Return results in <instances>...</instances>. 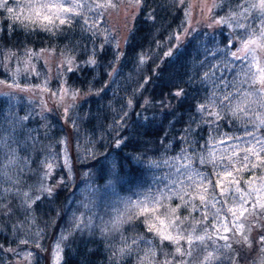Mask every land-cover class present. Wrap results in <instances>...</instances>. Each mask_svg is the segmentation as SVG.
<instances>
[{
	"label": "trees",
	"instance_id": "1",
	"mask_svg": "<svg viewBox=\"0 0 264 264\" xmlns=\"http://www.w3.org/2000/svg\"><path fill=\"white\" fill-rule=\"evenodd\" d=\"M236 3L237 0H216L219 6L211 8V18L225 16L229 7H235ZM145 5L146 8L137 7L122 48L111 43L105 44L103 51L98 53L96 65H87L85 61L90 58L94 47L100 48L107 39V29H101L105 24L98 19L94 28L98 34L93 36L91 32H83L75 21L71 26L58 23L52 32L17 26L13 31L8 29L10 24L6 17L0 16V52H3V56H0V79H8L10 62L15 59H37L43 65L41 57L37 55L51 52L60 56L64 53L60 57L65 60L58 68L61 82L57 81L56 84L60 89L69 88L77 93L63 110L46 112L42 117L36 115L26 123V129H18L14 135L17 140L14 144L18 151L16 154L22 157V162L10 170L13 171L12 181H16L9 188L10 191L0 190V244L5 249L16 250H0V260H5L6 264L11 263L18 251L24 248H30L33 255L28 264H49L52 245L63 233L66 239L62 241L63 260L60 264H107L105 237L101 230L95 226L82 230L72 227L69 201L77 188L85 183L96 185L101 199L100 208L112 212L122 210L125 206H120V198H136L147 191L149 165L154 160L166 154L181 153L182 148H186L188 154H196L206 145L214 130L231 133L239 128L236 118L225 109V118L211 125L192 124L188 140L182 139L191 118L196 116L199 120L196 106L215 87L200 82L207 62L219 65L217 75L223 72L225 79H234L238 64H232L231 52L225 57L224 51L228 44H232L233 51L238 48L242 31H234L220 24L216 27L201 25L191 27L188 35L182 38V28H188L187 0H183V3L180 0H145ZM153 10L155 19L145 22V15L141 13ZM177 35L180 36L179 40L176 39ZM206 48L209 50L207 60ZM217 48L223 51L213 56L211 50ZM9 50L15 54L10 56ZM117 50L121 55L113 63ZM169 51L172 52L171 56L167 55ZM68 57L73 59L74 66H80L79 70H65ZM225 60L231 63H224ZM201 61L205 62L204 65ZM149 77L150 82L145 84L144 81ZM35 79L32 76V80ZM170 82L182 83L187 98L171 99L168 88L164 87L165 84L169 88L173 87ZM104 85L108 87L101 92ZM224 91L221 84L216 96L221 97ZM129 99H132L133 106L127 109L128 122L121 130L127 144L116 148L112 143L116 136L109 125ZM65 108H68L67 117L75 120V126L68 122ZM5 110V100L0 98V113H5ZM210 111L220 109L210 108ZM137 112L141 115L137 116ZM205 119L212 120L213 117L206 116ZM29 126L39 129L38 134L33 133L37 142L27 140ZM258 132L264 137V128ZM59 136H64L66 140L72 175L69 176L64 163L57 157L51 174L45 178L47 168L41 161L49 152L60 151ZM8 145V148H13L11 140ZM7 150L6 147L0 148V158ZM60 177L64 178V183H59ZM41 182L53 188L51 195L39 193L37 187ZM28 191L40 199L36 200L35 197L31 201L25 200L22 195ZM188 209L182 205L178 210L188 216ZM165 210L164 206L158 212ZM28 218L40 232L39 242L26 238L21 224H25ZM143 219L140 217L125 223L121 232L130 240L143 234L146 239H154L158 244L157 237L146 232V225L141 222ZM21 239L30 243L20 244ZM232 245L238 264H245L250 251L257 246L255 240L251 247L236 242ZM163 247L171 250L172 244L166 241Z\"/></svg>",
	"mask_w": 264,
	"mask_h": 264
},
{
	"label": "snow or ice",
	"instance_id": "2",
	"mask_svg": "<svg viewBox=\"0 0 264 264\" xmlns=\"http://www.w3.org/2000/svg\"><path fill=\"white\" fill-rule=\"evenodd\" d=\"M183 3V0H180ZM223 2V0H221ZM135 4L138 8L144 7L145 0H135ZM105 5L102 3H96L93 0V3H88V0H55V2L42 3L38 6L33 5L30 7L29 15L24 16L21 19L20 11L14 7L9 6V0H0V14L8 13L7 19L12 21V24L8 25L9 30H15V24L19 23L25 29L29 27V24H36L39 27L44 28L45 30L51 31L49 25H54V21L58 20L60 25L68 24L69 26L73 25L75 21L76 24L80 25L81 30L83 32H91L93 36H96L98 33L94 31L96 26L97 17H87L84 15V9L88 11H93L97 7H104ZM115 6V5H112ZM215 7H218V4H214ZM47 9V12L43 10ZM211 11V9H209ZM255 10V13L253 12ZM154 10L147 11L146 13H141L145 15V22L148 20H154ZM91 20V24L89 21ZM213 23L220 24L222 26H227L235 30L242 31L243 35H240V32H237V35H240V46L232 51V44L227 45V50L224 51L225 57H227L228 52H231L232 61H240L238 66V71L234 74V79L227 80L224 78V73L221 72L220 75H217L219 71V65H213L212 61H208L203 78L201 79V83L207 86L208 84L215 85L211 94L205 98L204 101L200 102L196 106V113L199 114V120H197L196 116H193L189 122L187 128L184 129L185 135L182 137L184 141L188 140V134L192 132V124H216L219 119L225 118L224 111L227 109L234 117L239 118V114H247L252 111L250 107V98L255 97L254 101L251 103H257L260 108H264V56H261L259 53H264V0H237L235 7H229L228 13L222 17H214ZM107 31V30H105ZM185 35L188 34V29H183ZM114 39V38H113ZM176 39L179 40L180 36L177 35ZM110 43V41L105 40L101 43L100 48H95L89 54L90 58L85 61L87 65H96L98 53L103 51L104 45ZM118 48V45H117ZM208 49H205V59L207 60ZM213 56H215L216 52L223 51L221 49H213L211 50ZM15 53L9 50V55H14ZM31 55L32 53L29 52ZM121 53L117 50L114 53V60L118 58ZM167 55L171 56L172 52L169 51ZM0 56H3V52H0ZM143 62V58L141 59ZM68 67L65 69L66 71L79 70V65H73V59L68 57L65 61ZM204 61H201V64L204 65ZM224 63H231L230 61L225 60ZM159 67V65H157ZM230 70V69H229ZM239 77H243L240 79ZM151 77L146 79L144 83H149ZM191 79L189 83H191ZM7 83L4 80H0V84ZM173 84V87L169 88L168 84H165L164 87L168 88V94L171 99L181 100L187 98V92L185 91V87L182 83L170 82ZM221 84L226 91L223 92L221 97L216 96L217 89H220ZM244 85H247L245 88ZM9 87L20 88V84L16 81H12V83L8 84ZM108 87V85H104L100 91H104V88ZM142 87V85H141ZM23 90V89H21ZM53 95H58V93H53ZM77 93L72 91V97L75 98ZM227 102V103H225ZM145 103H148L145 101ZM133 106L132 99H129L126 103L124 109L121 112L113 117V123L109 125V128L116 136V139L112 142L114 147L120 148L121 146H126L127 139L125 135L121 134V130L124 129L127 125V118L129 116V111L127 109H131ZM210 108H219L220 111H210ZM68 108H65L66 118L68 122L75 126V120L67 117ZM137 116H140L141 113H135ZM38 115L36 113H25L23 116H18L15 114L14 110L9 108L7 113H0V148H4L8 145V141L11 140L12 144H16L17 140L12 135V133L16 132L18 129H26V123L31 121ZM213 117L212 120H207L205 117ZM44 119H47L45 117ZM146 119V118H145ZM46 128L47 125L45 124ZM261 128H264V114L259 116V123L256 124L253 128L248 129L246 127L245 135L243 137H216L215 140L220 143H225L226 139H236L241 140L245 144L249 145L245 151V156L242 158L244 162V167H248L251 164V168H256L258 166H264V138L257 136V131H260ZM28 136L27 140H31L33 142H37L36 135L38 134L39 129H27ZM46 135V134H45ZM246 137H251V139H246ZM26 143V142H25ZM61 144H66V140H61ZM206 145L208 141L205 142ZM233 150L239 145H233ZM187 149H181V155L172 158L170 162L168 159H165L163 163L169 167H175V172L179 173L180 176H177L175 180H171L170 183H165L163 188H167L168 191L165 192L162 188H157L156 192L147 191L140 196L137 197L135 202L129 199L125 202V207L122 210H117L116 216L108 222L103 229H101L102 235L107 240L109 238L110 233L121 232L122 226L125 223H129L134 219H138L140 217H144L141 221L146 225V232L153 233L154 237H159V244L154 242V239H146L145 235L141 234L131 240L129 243L128 237H125L121 232V239L123 244L119 248H114L113 245L109 244L108 248L110 250V264H122V262L126 259L133 258L136 264H190L188 260L180 259L175 260L176 254H179L181 257L189 256L192 257L194 253H196L195 259L199 260V264H215V261L221 259L224 256L223 253L216 249L215 252L208 250V244L206 243V239H211V236L208 234V230L205 227L201 230L200 233H195V229H193V233L185 236V230L180 227L179 217L175 216V209L171 210L173 216L169 217L168 213H161L159 216L156 215L159 208L164 207V204L167 200L171 199L172 195V185L179 184L182 186L181 190L176 191V195L183 199L184 195H188V189L191 188L193 190L192 198H199L201 203L205 208L208 207L209 203L213 201L215 203L221 204L223 206L227 201L217 200L215 197V188L221 186V181L218 179L215 184L212 183L211 179L208 176H205L200 171L193 169L190 163H182L177 164L176 161L181 160H189L191 161V157L186 155ZM249 154L255 156L259 164L253 163L250 161ZM56 159V155L53 154L51 159L46 157L43 161H41L42 165H45L47 171L44 173L45 177L51 174V170L53 168V162ZM17 162L16 157V149L11 148L10 155L8 156V165L15 164ZM64 162L65 166L68 165V157H67V149L64 150ZM201 163H212L214 170L216 171L217 176L220 174L221 165L216 163L215 153L211 150L208 151L207 155H200ZM153 166L159 167V162H152ZM183 170V171H182ZM251 170V169H249ZM223 171L225 176H231L232 172L227 166H223ZM172 175H175L173 173ZM181 177H187L186 182ZM9 179H11L9 177ZM164 180H169L168 176L163 178ZM16 181H13L15 183ZM59 183H64V178L60 177ZM206 185L212 186V192L210 193L208 187ZM262 189H264V185L261 188H257L254 191L259 193ZM5 191H10V189H5ZM41 192H47L49 195L53 193V188L47 186L43 182L40 185ZM226 189L222 187L221 195L225 194ZM236 193H240L239 196L232 195L230 199L232 200V206L228 208V211L232 213L234 217L239 219L243 217L245 212H249L251 215L256 216L258 220L264 221V203L261 202L260 198H257L252 207L256 208V212H251V210L245 205L249 203L247 197L252 195V192H243L241 189H235ZM25 197L28 196V193L23 194ZM2 199V197H0ZM30 199V198H29ZM40 197L37 196L36 200H39ZM35 201H33L34 203ZM186 204H190L191 200L185 201ZM31 205H29L30 207ZM194 210H199L195 205H192ZM8 211H11L10 209ZM223 212V207L214 213V217L219 219ZM237 213L239 215H237ZM7 214V213H5ZM164 216V219L160 217ZM167 220V223H166ZM182 223V222H181ZM74 226L77 229H81V225L79 222H75ZM255 225H250L251 227ZM237 227H243V225H237ZM261 228H264V222L260 224ZM82 230V229H81ZM228 229L225 227V231ZM218 239L227 240L226 236H217ZM66 239V237L62 234L60 240L56 243L57 253L60 250V243ZM181 240H184L188 248L185 249L181 244ZM170 242L174 245L175 251L174 253H169L163 247L164 242ZM141 242H143V247H141ZM244 242L251 245V241L247 236L244 237ZM259 244L261 245V249L264 250V235L259 237ZM20 244H28L30 241L21 239L19 241ZM135 245V248L132 246ZM221 247H227L231 249L230 244H226ZM199 249V251H198ZM0 250L4 251H13L15 249L7 248L5 249L3 244H0ZM163 256L162 260L156 259L157 252ZM135 252V256L133 253ZM204 252L206 255L203 256V259H200V253ZM28 256H31V253H27ZM235 255L228 256L229 264H238L235 259ZM131 264V261H130ZM261 264H264V260L261 261Z\"/></svg>",
	"mask_w": 264,
	"mask_h": 264
},
{
	"label": "rangeland",
	"instance_id": "3",
	"mask_svg": "<svg viewBox=\"0 0 264 264\" xmlns=\"http://www.w3.org/2000/svg\"><path fill=\"white\" fill-rule=\"evenodd\" d=\"M49 2H55V0H9V6L14 7L20 11L21 19H23L24 16L29 15L30 7L33 5L38 6L42 3H49ZM96 3H102L105 6L104 7H97L93 11H88L87 9H84V15L87 17H99L98 20L100 23H104V26H100L101 29H107L105 37L106 40L110 41L111 44H115V46L118 45L119 48H122L124 41L126 39L127 31L131 26L132 17L135 14L137 10V5L135 4L134 0H95ZM189 3L188 13H187V22H188V31L191 27H196L201 25H208L212 27H216L217 24L213 23V19L211 18L210 10L214 4H216V0H187ZM88 3H93V0H88ZM115 5V6H112ZM44 12H47L48 10H43ZM8 13H2L0 14L1 17H6L7 22L9 24H12V21L8 20ZM104 18L105 20H102ZM1 22V21H0ZM59 23L58 20L54 21V25H49L51 28V31L45 30L42 27H39L36 24H29V27L27 29H41L44 31L52 32L57 24ZM91 23V20L89 21ZM15 26L25 29L23 26H21L19 23H16ZM188 35V34H187ZM184 33L181 35V37L187 36ZM114 38V39H113ZM240 46V45H239ZM238 46V47H239ZM233 51V50H232ZM261 56H264V53H259ZM65 55L64 53H61L60 56ZM41 57L42 64H39L37 59H15L14 61L10 62V66L8 69V79L4 80L7 83L0 84V98L5 100L6 103V110L5 113L8 112L9 108L13 109L15 114L18 116H23L25 113H36L38 116L42 117L46 114V112L53 113L56 109L63 110L66 105L69 104L72 97V90L69 88L63 90L58 88L56 82L60 81L61 79L58 75V68L61 67V64L63 63L62 60H65L64 58H61L60 56H56L55 54L51 52L43 53L41 55H37ZM61 61V62H60ZM60 64L57 67V63ZM232 64H240V61H234ZM238 71V67H237ZM236 71V72H237ZM32 76H35V80H32ZM235 78V77H234ZM240 79H243V77H239ZM1 80V79H0ZM55 80V81H54ZM12 81H16L20 84V88L16 87H9L8 84L12 83ZM63 83V82H62ZM246 88L247 85H244ZM23 89V90H21ZM223 90L226 91V89L223 88ZM53 93H58V95H53ZM255 97L250 98V107L252 111L248 112L247 114H239V118H236L237 126L239 127L235 131L229 133V132H218L217 130H214L211 132V135L209 137L207 145H205L201 151H199L196 154H188L187 156L191 157V161L189 160H181L176 161L177 164L182 163H190L191 167L193 169H196L203 173L205 176H208L212 183L215 184L216 181L219 179L221 181V186H218L215 188V197L217 200L220 201H227L226 203L221 204L215 203L214 201L212 203H209L208 207L205 208L204 205L201 203V200L197 198H192L193 190L189 188L188 195H184L183 199L178 197L176 195L177 190H181L182 186L179 184L172 185V195L171 199L167 200L164 204L166 207V210L160 211L156 213V215H160L161 213H168L169 217H172L173 214L171 210L175 209V216L179 217L178 223H180V227L185 230V236L189 234H195L200 233L202 229L205 227L208 230V234L211 236V239H206V243L208 244V250L215 252L216 249H219L221 253L224 254L221 259H218L215 261V264H229L228 259L226 257L233 256L234 255V249H233V243L236 242V244L243 243L244 247H251V245L254 243L255 245L251 251L250 256L245 262V264H261V261L264 260V250L261 249V246L259 244V237L261 235H264V228L260 227V224L264 221L258 220L256 216L251 215L249 212H245L243 217H240L237 219L232 215L231 212L228 211V208L232 206V200L230 197L232 195L239 196L240 193H236L235 189L239 188L243 192H252L251 196H248L247 199L249 203L245 205V207L249 208L251 212H256V208H253L252 205L254 201L257 198L261 199V202L264 203V189H262L259 193H256L254 190L257 188H261L262 185H264V166H258L256 168H251V164L248 165V167H244V162L242 158L245 156V151L249 145L245 144L241 140L236 139H226L225 143H220L219 141L215 140L216 137H243L245 135L246 127L248 129L253 128L256 124L259 123V116L264 114V108H260L257 103H251V101H254ZM27 127V126H26ZM29 129H36L34 126H29ZM17 132V131H16ZM12 133L14 136L15 133ZM36 134V133H34ZM257 136L262 137L259 132L256 133ZM59 139L65 140L64 136H59ZM246 139H251V137H246ZM10 141V140H9ZM8 141V142H9ZM88 143V142H87ZM233 145H239L233 150ZM13 148H15L14 144H12ZM8 149L4 156L0 158V190L5 191V189L11 188L12 185H14L12 179H13V171H10L11 169L14 170L15 166L22 162V157H20L18 154H16L17 162L12 165H8V156L10 155L11 148ZM67 149V143L61 144L60 143V151L49 152L46 156L49 159H51V156L53 154L56 155V159L53 162V166L55 165V162L57 160V157L60 158L61 162L64 163V150ZM16 149V148H15ZM83 149H86L83 147ZM211 150L215 153L216 156V163L221 165L220 168V174L217 176L216 171L214 170L212 163H201L200 162V155L204 154L207 155L208 151ZM83 151V150H82ZM18 153V151H16ZM181 155V153L178 154H166L162 156L158 160H154L155 162H159L160 166L156 167L153 166L151 163L149 165L150 167V177L148 178V188L147 191H152L153 193L156 192L157 188H162L165 192L168 191L167 188H163V185L165 183H170L171 180H175L177 176H180L179 173L175 172V167H169L163 163L165 159H168L170 162L172 161V158L177 157ZM264 155V154H262ZM67 157H68V165L65 166L66 171L69 173V176L72 175V171L70 168V157L67 150ZM44 158V159H45ZM250 161L253 163L259 164V161H257L255 156H252L249 154ZM153 161V162H154ZM223 166H227L231 172V176H225V173L223 171ZM251 169V170H249ZM183 171V170H182ZM175 173V175H172ZM165 176L169 177V180H164L163 178ZM9 177L11 179H9ZM46 178V177H45ZM181 179H184L186 182L187 177H181ZM44 181V180H43ZM44 183V182H43ZM45 184V183H44ZM40 185L37 187V190L39 193L40 191ZM208 187L209 192L211 193L212 186L206 185ZM222 187L226 189L225 194L221 195ZM146 191V192H147ZM28 193V196L25 197L22 195L25 200L31 201L33 198L36 197L35 194L31 192ZM24 194V193H23ZM38 196V195H37ZM140 196V195H139ZM138 197V196H137ZM136 198H120V206L124 207L125 202L131 199V201L135 202ZM30 198V199H29ZM142 198V196H140ZM191 200L190 204H186L185 201ZM101 202V199L98 197L97 192V186L85 183L84 185L77 188L74 194H72L71 199L69 201V209H70V215L72 220V227L74 229H77L74 226L75 222H79L82 228L87 227H98L100 230L105 227L106 224H108L109 221H111L117 214V210L115 212H112L110 209L107 208H100L99 203ZM187 207L189 214L186 216L182 211H179L182 207ZM192 205H195L197 209L194 210ZM168 207V208H167ZM223 207V212L219 219L214 217V213H216L218 210H220ZM112 209V208H111ZM264 211V210H261ZM237 215H239L237 213ZM161 219H164V216L160 217ZM182 222V223H181ZM167 223V220H166ZM243 225V227H237V225ZM24 227V231L26 232V238L33 239L35 242H39L40 240V232L38 229L34 226L32 220L30 218L27 219L25 224H21ZM250 225H255L251 227V230H249ZM225 227L228 229L225 231ZM193 229H195V233H193ZM65 236V234L63 233ZM226 236L228 237L227 240L225 239H218L217 236ZM247 236L248 239L251 241V245L244 242V237ZM61 238V237H60ZM59 239H56V242L53 243L51 253L49 256V264H60L63 260V245L62 241L60 243V250L57 253L56 250V243ZM158 244L160 243L159 237ZM129 240V243H131V240ZM104 244L105 249L107 252V264H110V250L108 248V245H113L114 248H119L122 246L123 241L121 239V234L118 232L110 233L109 238L106 240L104 238ZM172 244V243H171ZM181 244L185 249L188 248L187 243L184 240H181ZM226 244L231 245V249L227 247H221ZM135 248V245L132 246ZM141 247H143V242H141ZM176 245L172 244V249L167 250L169 253H174ZM199 251V249H198ZM27 253H31L30 248H24L18 251V253L13 257V261L9 264H28L32 261V257L28 256ZM248 253V250H247ZM206 255V253L201 252L200 253V259H203V256ZM133 256H135V252L133 253ZM196 253L193 254L192 257L184 256L181 257L179 254H176L175 260H188L190 264H199V260L195 259ZM156 259L162 260L163 256L160 254V252H157ZM136 264L135 260L133 258L126 259L122 262V264ZM0 264H6L5 260L1 261ZM244 264V263H243Z\"/></svg>",
	"mask_w": 264,
	"mask_h": 264
}]
</instances>
